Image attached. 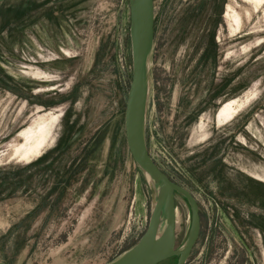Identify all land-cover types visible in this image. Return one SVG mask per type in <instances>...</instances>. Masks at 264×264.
I'll return each instance as SVG.
<instances>
[{
  "label": "rangeland",
  "instance_id": "rangeland-1",
  "mask_svg": "<svg viewBox=\"0 0 264 264\" xmlns=\"http://www.w3.org/2000/svg\"><path fill=\"white\" fill-rule=\"evenodd\" d=\"M152 1L145 148L197 204L185 264H264V2ZM127 7L0 4V264H109L145 230L152 192L122 132Z\"/></svg>",
  "mask_w": 264,
  "mask_h": 264
},
{
  "label": "water",
  "instance_id": "water-1",
  "mask_svg": "<svg viewBox=\"0 0 264 264\" xmlns=\"http://www.w3.org/2000/svg\"><path fill=\"white\" fill-rule=\"evenodd\" d=\"M9 0H0V4ZM129 43V86L123 102V139L131 163L150 183V211L148 223L139 240L125 253L115 257L109 264H163L175 259V264H185L198 236L199 217L197 204L190 194L174 185L153 163L146 151L144 138V103L146 102V74L150 49L153 46L152 28L154 14L152 0H127ZM144 179V178H143ZM179 196L188 207L187 234L179 248L174 243L175 224L173 198ZM159 227L161 231L159 233ZM4 264V263H3Z\"/></svg>",
  "mask_w": 264,
  "mask_h": 264
},
{
  "label": "bare ground",
  "instance_id": "bare-ground-1",
  "mask_svg": "<svg viewBox=\"0 0 264 264\" xmlns=\"http://www.w3.org/2000/svg\"><path fill=\"white\" fill-rule=\"evenodd\" d=\"M245 1L250 3L252 6L254 5L255 7L261 6L263 4V2H264V0H245ZM229 106H230V104H227V105L223 106L222 109L220 110L219 114H218V117H221V116L225 115L229 111ZM37 145H40V142L37 143ZM145 179H146V181L148 183L151 182L147 178H145ZM161 228L162 227H159V233L161 231Z\"/></svg>",
  "mask_w": 264,
  "mask_h": 264
}]
</instances>
